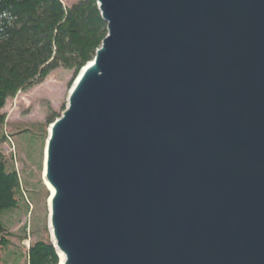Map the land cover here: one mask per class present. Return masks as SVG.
<instances>
[{"label": "water", "instance_id": "1", "mask_svg": "<svg viewBox=\"0 0 264 264\" xmlns=\"http://www.w3.org/2000/svg\"><path fill=\"white\" fill-rule=\"evenodd\" d=\"M97 4L45 146L59 264H264V0Z\"/></svg>", "mask_w": 264, "mask_h": 264}, {"label": "trees", "instance_id": "2", "mask_svg": "<svg viewBox=\"0 0 264 264\" xmlns=\"http://www.w3.org/2000/svg\"><path fill=\"white\" fill-rule=\"evenodd\" d=\"M107 33L97 0H0V129L5 125L4 109L10 99L58 68L73 71L74 80L94 58ZM60 116L57 113L45 125H38L40 140L46 136L48 124ZM17 128V143L27 142L28 128ZM4 138L2 131L1 141ZM14 155H7L0 147V251L11 245L12 237L4 215L26 201ZM45 193L49 195L46 188ZM47 232L45 229L31 241L28 264H59Z\"/></svg>", "mask_w": 264, "mask_h": 264}, {"label": "rangeland", "instance_id": "3", "mask_svg": "<svg viewBox=\"0 0 264 264\" xmlns=\"http://www.w3.org/2000/svg\"><path fill=\"white\" fill-rule=\"evenodd\" d=\"M73 1L75 0H64L65 3ZM73 77V71L58 68L44 81L10 99L4 109L7 118L3 129H0V147L7 155L15 154L16 168L22 179L26 201L20 208L4 215L12 237L11 245L0 251V264H28L27 253L31 241L39 237L45 229L51 238L48 205L50 191L43 179L45 146L50 124L47 126L46 136L41 140L37 127L39 124L45 125L57 113L62 115L75 80ZM17 127L28 128L27 142L23 140L17 143ZM2 131L5 138L1 141ZM45 188L49 195H46ZM26 235L28 237L23 239Z\"/></svg>", "mask_w": 264, "mask_h": 264}, {"label": "bare ground", "instance_id": "4", "mask_svg": "<svg viewBox=\"0 0 264 264\" xmlns=\"http://www.w3.org/2000/svg\"><path fill=\"white\" fill-rule=\"evenodd\" d=\"M44 169H45V165H44V168H43V173H44ZM45 185L47 186V187H49V184L45 181ZM50 188V190H51V192H52V188L51 187H49ZM55 247V246H54ZM59 256V255H58ZM60 256L61 257H59L60 258V261H63L64 260V255L62 254V253H60ZM60 261H59V263H60Z\"/></svg>", "mask_w": 264, "mask_h": 264}]
</instances>
